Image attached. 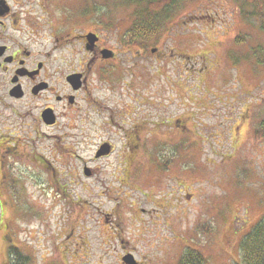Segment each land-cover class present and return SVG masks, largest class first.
Returning a JSON list of instances; mask_svg holds the SVG:
<instances>
[{
	"label": "rangeland",
	"instance_id": "obj_1",
	"mask_svg": "<svg viewBox=\"0 0 264 264\" xmlns=\"http://www.w3.org/2000/svg\"><path fill=\"white\" fill-rule=\"evenodd\" d=\"M130 4L93 2L98 22L111 15L101 24L108 47L132 35ZM246 11L236 0H187L148 45L129 46L164 51L152 84L167 105L157 121L189 116L188 133L136 135L144 140L130 154L140 161L131 168L136 183L120 185L115 168L94 159L97 143L110 138L118 154L115 134L60 126L27 138L19 157L0 159V264H124L126 252L140 264H176L189 248L205 264L240 263L242 238L264 216V68L251 51L264 47V16L244 19ZM138 62L148 78L156 62ZM167 77L183 81L170 88ZM83 162L96 177L84 176Z\"/></svg>",
	"mask_w": 264,
	"mask_h": 264
},
{
	"label": "flooded vegetation",
	"instance_id": "obj_2",
	"mask_svg": "<svg viewBox=\"0 0 264 264\" xmlns=\"http://www.w3.org/2000/svg\"><path fill=\"white\" fill-rule=\"evenodd\" d=\"M87 2L0 0V159L19 157V147L25 146L27 138H48L44 131L60 126L75 135L115 134L121 137L118 154L117 143L110 138L97 143L94 159L115 168L113 178L120 185L136 183L131 168L140 161L130 154L144 142L136 135H152L165 127L169 133L178 129L188 133L189 116L184 114L179 122L165 112L170 123L157 121L159 108L167 105L161 104L152 84L161 77L164 51L135 49L120 38L115 47H108L104 38L108 27L101 24L112 23L111 15L106 12L98 22L94 1ZM149 56L156 64L146 78L145 65L138 61ZM178 81L183 80L167 77L164 83L171 88ZM183 87L186 101L190 88ZM148 90L152 96L144 93ZM174 92L177 97L176 88ZM49 112L51 124L46 118ZM114 155L116 159L110 161ZM82 167L86 178L96 177L97 168H89L86 162Z\"/></svg>",
	"mask_w": 264,
	"mask_h": 264
},
{
	"label": "trees",
	"instance_id": "obj_3",
	"mask_svg": "<svg viewBox=\"0 0 264 264\" xmlns=\"http://www.w3.org/2000/svg\"><path fill=\"white\" fill-rule=\"evenodd\" d=\"M186 1L126 0L127 3L130 2V5L134 6V12L131 15L134 18V22L129 31L132 35L122 39L125 46L137 45L144 47L148 45L158 36L162 28H164L163 25L174 12L182 9ZM82 2L83 5H88L87 0H82ZM236 3L238 9H242L243 12L244 9L247 10L245 14H242L244 19H260L264 16V0H236ZM262 9L263 11H261ZM107 15H109L108 12ZM251 51L255 58L256 66L264 68V47L253 48ZM259 128L261 129L259 136L264 137V120L261 122ZM239 252V264H264V216L242 238ZM13 253L19 255L16 251H13ZM25 260L27 261V259ZM176 264H205V259L198 251L189 248L185 249Z\"/></svg>",
	"mask_w": 264,
	"mask_h": 264
},
{
	"label": "water",
	"instance_id": "obj_4",
	"mask_svg": "<svg viewBox=\"0 0 264 264\" xmlns=\"http://www.w3.org/2000/svg\"><path fill=\"white\" fill-rule=\"evenodd\" d=\"M49 113L50 114L46 115V118L50 117L49 124H51L52 123V120H51L52 116H51V112H49ZM122 261L124 264H137L131 255H127V256L123 257Z\"/></svg>",
	"mask_w": 264,
	"mask_h": 264
}]
</instances>
